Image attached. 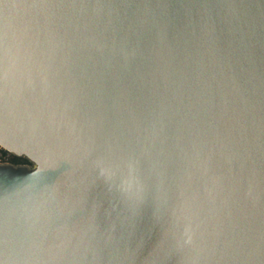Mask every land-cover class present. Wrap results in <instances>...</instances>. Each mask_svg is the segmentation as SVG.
<instances>
[{
	"label": "water",
	"instance_id": "water-1",
	"mask_svg": "<svg viewBox=\"0 0 264 264\" xmlns=\"http://www.w3.org/2000/svg\"><path fill=\"white\" fill-rule=\"evenodd\" d=\"M0 264H264V0H0Z\"/></svg>",
	"mask_w": 264,
	"mask_h": 264
},
{
	"label": "built area",
	"instance_id": "built-area-1",
	"mask_svg": "<svg viewBox=\"0 0 264 264\" xmlns=\"http://www.w3.org/2000/svg\"><path fill=\"white\" fill-rule=\"evenodd\" d=\"M14 152L0 145V163H12Z\"/></svg>",
	"mask_w": 264,
	"mask_h": 264
},
{
	"label": "trees",
	"instance_id": "trees-1",
	"mask_svg": "<svg viewBox=\"0 0 264 264\" xmlns=\"http://www.w3.org/2000/svg\"><path fill=\"white\" fill-rule=\"evenodd\" d=\"M12 163L16 164V165H20V164H27V165H32L33 161L28 158L27 156H22V155H18V154H14Z\"/></svg>",
	"mask_w": 264,
	"mask_h": 264
},
{
	"label": "flooded vegetation",
	"instance_id": "flooded-vegetation-1",
	"mask_svg": "<svg viewBox=\"0 0 264 264\" xmlns=\"http://www.w3.org/2000/svg\"><path fill=\"white\" fill-rule=\"evenodd\" d=\"M33 165H34V162H33V164L31 166H33Z\"/></svg>",
	"mask_w": 264,
	"mask_h": 264
}]
</instances>
